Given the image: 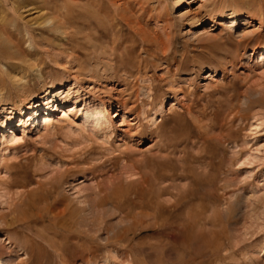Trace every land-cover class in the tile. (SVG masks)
I'll return each mask as SVG.
<instances>
[{
  "label": "rangeland",
  "instance_id": "374dc122",
  "mask_svg": "<svg viewBox=\"0 0 264 264\" xmlns=\"http://www.w3.org/2000/svg\"><path fill=\"white\" fill-rule=\"evenodd\" d=\"M49 16L63 18V27L47 26ZM87 32L102 33L105 51L95 56L88 41L79 44L83 71L75 81L72 54L64 47ZM261 48L264 0H0V109H10L16 126L29 129L7 130L0 138V227L8 223L0 231L2 246L12 248L6 236L44 243L39 264H264ZM117 54L121 66L114 64ZM101 60L113 67L106 72L111 78L86 81ZM11 64L26 73L23 86L9 79ZM53 84L63 85L59 97L67 104L80 88L81 105L56 106L46 92ZM37 97L38 117L18 122ZM152 97L156 104L141 111ZM108 98L137 108L122 117L117 106V115L110 111L109 121H102L112 125L104 131L83 114ZM54 106L52 123L38 131L46 108ZM153 116L157 122L148 125ZM7 120L0 115L1 126ZM66 169L72 173L60 178ZM110 182L128 191L79 212L77 220L62 217L70 206L88 207L98 185ZM108 187L100 194L113 197L119 187ZM48 194L64 201L58 220L77 246L62 251L65 256L45 241L64 236L41 219L49 213ZM190 208H202L199 218L187 216ZM160 218L164 230L153 226ZM13 257L16 263L24 254Z\"/></svg>",
  "mask_w": 264,
  "mask_h": 264
},
{
  "label": "bare ground",
  "instance_id": "6f19581e",
  "mask_svg": "<svg viewBox=\"0 0 264 264\" xmlns=\"http://www.w3.org/2000/svg\"><path fill=\"white\" fill-rule=\"evenodd\" d=\"M184 1H187V0H184ZM177 4V3H176ZM221 17V16H220ZM57 18V17H56ZM56 18H52L51 16H49L48 20L46 21V25H51V29H61L63 26L61 25V23H63L62 21H64L63 18L61 19H56ZM235 19V17H232L231 20ZM237 19V18H236ZM239 19V17H238ZM86 23V21H85ZM94 26L98 27V25L100 24V22L98 21H94L92 22ZM83 24V23H82ZM75 25V24H74ZM78 25V24H76ZM88 25V23H87ZM91 25L92 24H89L88 27H86L87 29H91ZM86 26V25H85ZM79 27L78 26H74V30H77ZM73 30V31H74ZM81 31V29L79 30ZM102 33H94V32H87V33H84L80 38H76L75 40H67V47H64V48H67L69 50V52L72 54V57H71V64H75V66H72L70 68V70L74 73L73 77H74V80L77 81L79 79V75L82 73L83 71V68L82 66L78 63V60L80 57H78L76 54H77V50H76V47L80 44H84V42H87L89 43V49L91 50L92 54L97 56L98 54H100L101 52H104L105 51V47H103V43L100 41L99 39V36L101 35ZM102 36V35H101ZM95 38V41H93V39ZM120 44V43H119ZM121 46V45H120ZM119 46V47H120ZM83 48V47H82ZM117 48V45H111L108 47V50L111 52L110 54H115V49ZM118 51L120 52V50L118 49ZM254 51V49H253ZM258 56L260 59L264 60V48H261L258 50ZM122 54H127L128 56V52L125 51V50H122L121 51ZM118 53V52H117ZM70 54V55H71ZM118 55V54H117ZM85 56V55H84ZM121 55H118V57L115 56V58L113 59L114 61V64H116V62H119L121 64L124 63V59L122 57H120ZM112 62V61H111ZM103 63V64H101ZM104 63H106L105 61L101 60L99 63H97V67H95L96 65L92 66L89 71L87 72V77H86V81L88 82H97V81H100V80H108L109 78H111V75L110 76H107L106 72L108 70H111V67H107L104 65ZM101 64V69H98V66ZM12 65V68H13V71L14 73L11 74L9 76V79L11 80L12 84L15 86V87H20V86H23L25 83L23 82V79L25 78L26 76V73L24 72L23 69H21V67L17 64H11ZM35 64L34 63H30V66H34ZM120 65V64H118ZM117 65V66H118ZM121 66V65H120ZM113 68V67H112ZM101 70V71H100ZM114 70V69H113ZM122 72H125V71H122ZM116 74V73H115ZM9 75V74H8ZM113 76V74H112ZM57 84H53L51 85V87L49 89H46L47 91V94H49V97H50V101L52 100V102H54V104L59 105V104H62L61 106L63 107H67V106H71L73 108H76V107H79L81 105V102H80V97L77 96L80 92V88H76L75 89V98L70 101V103L67 104V102L65 101H61L62 98L59 97V93H60V90L63 88V85H59V86H56ZM126 91V89H125ZM124 90L122 91H119V93H123ZM129 95V94H128ZM131 95V94H130ZM42 97H37L35 99H33V101H31L28 106V112H27V115L22 117L23 115V111L20 112V119H18V122L19 121H24L25 124L28 123L29 120H34L38 117V112L40 111V105L38 103L39 99H41ZM116 100H118L116 98ZM126 100V99H125ZM49 101V99H48ZM47 102L48 103H50ZM69 102V101H68ZM126 102L127 101H123L121 103V105H115L111 98H108L107 100H100L98 101V106L97 107H94L93 108V111L90 112V113H84L83 115L87 118V119H90L94 122H96L97 126H102V129H104V131H111L112 129V125L111 124H107V123H104L102 122L103 120H107L109 121V117L112 116V114L115 116L117 115V106L119 109L122 110V117H125V115L127 113H130L132 112L134 109L137 108L136 105L132 106L130 109H126ZM165 102V99L162 100L161 104L159 105V109H161V106H163V103ZM59 103V104H58ZM117 103H119L117 101ZM156 104V99L154 97H152L150 100H144L141 105H140V108H141V111L145 112V109L144 107H149V106H154ZM85 105H86V102H85ZM56 106L53 107H47L46 108V113L43 117V121L42 123H39L38 124V131L41 129V125H45V126H49L52 121H53V113L56 111ZM110 107V109H114V110H109L107 109V107ZM62 107V110H61V113L63 115H65V110L63 109ZM115 107V108H114ZM158 108H156L154 110V113L155 114H158V113H162V110L160 111ZM111 111V113H110ZM9 115V120L7 121H4V124L6 126H1L0 125V130H4L6 131L5 134L4 133H1L0 134V138H6V136H8L9 133H7V130H11L10 134H13L12 131L13 129L15 128H18V132H21V134H28L29 132V129L28 131L21 127V126H16L17 124V121L13 120V114H12V111H10V109H7L5 107H1L0 109V115ZM12 114V115H11ZM133 115V114H132ZM136 116V118L138 117V115H134ZM25 117H27V120L25 121ZM135 121V120H133ZM139 121H140V118H139ZM157 122V119L153 116L151 117L150 119L148 118V125H152V124H155ZM135 124V123H134ZM16 126V127H15ZM101 132V131H100ZM168 139V138H167ZM166 145V144H165ZM75 171V170H73ZM61 173V172H60ZM72 173V170L70 169H66L65 171H63L61 174H58L60 176V178L66 174H70ZM57 175V176H58ZM55 178V177H54ZM59 178V177H58ZM144 179V178H143ZM143 182V185H145V183L147 184L148 183V180H143L141 181V183ZM111 183V182H110ZM100 185V184H99ZM98 185V192H96V196L91 200V203L89 201V205L88 207H75V208H67L66 210V213L62 216L64 217L65 219L67 220H71V221H74V220H77L79 219L80 215L78 216V213L79 212H84L85 210H88V211H92V209L94 208H100L102 207L103 205L105 204H108V202H110L111 200L115 199V197H118V194L119 193H123L125 191H128L126 190L125 188L122 189L123 187H119V185L117 184H114L113 182L111 183V186L112 187H119L117 188V190L114 192V196L111 197V196H108V194L110 193H106L104 195H101V191H106L107 187L105 188H100ZM110 186V187H111ZM104 187V186H103ZM108 187V188H110ZM47 188V187H46ZM142 188V187H141ZM112 189V188H110ZM109 189V190H110ZM115 189V188H114ZM35 191V190H34ZM48 191V190H47ZM138 191V190H137ZM142 191V189H141ZM140 191V192H141ZM146 191V190H145ZM30 192V191H29ZM33 192V191H32ZM46 192V191H45ZM49 192V191H48ZM47 192V193H48ZM132 192V191H131ZM130 192V193H131ZM41 193V192H40ZM129 193V192H128ZM133 193V192H132ZM36 194V193H34ZM138 194V193H137ZM55 195V194H54ZM129 195V194H128ZM127 195V196H128ZM30 196V195H29ZM89 196V195H88ZM88 196H86L85 198L87 199ZM121 196V195H120ZM140 196V194H138V197ZM32 198L29 197V201L28 202V207L31 208L34 203H33V197L34 196H31ZM58 197V196H57ZM57 197L53 196V200L51 199V195L49 196L46 195L44 197V202H45V210L48 211V216L47 215H43L41 217L42 220H48L50 221L51 223L55 224L57 226V230L58 231V234H64V236L62 237H58L56 239H45V241L47 242V246L51 249L50 251L54 254H57L58 256H60L61 253H63L62 251H65L66 253H69L72 251H75V247H77L75 244H73V242H70L68 239H67V233L70 232L68 229H67V226L66 224H64L60 218V221L58 220V216H59V212H57V208L59 207V205L61 204V200L62 199H58ZM43 198V196H42ZM60 198V197H59ZM124 198V195L123 197ZM36 199V198H35ZM64 199V198H63ZM130 199V198H129ZM49 200H52V201H49ZM119 200V199H118ZM37 201V200H36ZM35 201V203H36ZM63 201V200H62ZM114 201V200H113ZM135 201V199H134ZM64 202V201H63ZM70 204V203H69ZM116 204V203H115ZM117 205V204H116ZM136 205V204H135ZM68 207V206H67ZM34 209V208H33ZM52 209V210H51ZM66 209V208H65ZM44 210V209H43ZM155 210V209H154ZM64 211V210H63ZM159 211V209H158ZM187 213V216L194 219L195 216H197L199 218L200 214L202 213V208H190L189 210L186 211ZM41 213V212H40ZM156 215L158 214L157 211L154 212ZM37 214V213H35ZM44 214V213H43ZM141 214H145L143 213V211L141 212ZM162 214V213H161ZM146 215V214H145ZM155 215V216H156ZM82 216V215H81ZM162 216V215H160ZM158 217V216H157ZM63 218V219H64ZM15 219V218H14ZM82 219V217H81ZM189 219V218H187ZM27 221V220H26ZM79 221V220H78ZM77 221V223H78ZM47 222V221H46ZM197 222V221H196ZM14 223V222H13ZM74 223V222H73ZM165 219L163 220L162 218L158 219L155 223H153V226L157 227V228H161L162 227V230H164V225H165ZM8 223L5 222L4 225H7ZM2 226L0 227V231H4L5 230V226ZM79 225V223H78ZM152 223L151 224H147L146 226H150L151 227ZM8 226V225H7ZM135 226V225H134ZM140 227V226H139ZM28 229V227H27ZM125 230V229H124ZM126 230H129V228H127ZM132 230V229H131ZM215 233V232H214ZM6 234V233H5ZM57 234V233H56ZM119 234V233H118ZM120 235V234H119ZM40 236V235H39ZM58 236V235H57ZM69 237V236H68ZM207 237V236H206ZM30 238V237H29ZM43 238V236H42ZM71 238V237H70ZM80 239V238H79ZM5 240H7V244L9 245V247H12V248H7L5 249L4 246H2V244L0 243V264H39V256L41 254V251L43 249V244H40L38 241H35V240H31V239H25L24 241L23 240H20L18 239L17 237H13V236H6L5 237ZM38 240H39V237H38ZM71 240V239H70ZM78 240V239H77ZM106 240V239H105ZM41 241V239H40ZM79 241V240H78ZM108 241V240H107ZM76 242V241H75ZM191 243L187 244V245H190ZM46 245V244H44ZM81 246V245H79ZM48 248V250H49ZM45 249V248H44ZM43 249V250H44ZM87 249V248H84V250ZM149 249H153V246H151ZM78 251V250H76ZM81 251V250H80ZM207 251V250H206ZM86 252V250H85ZM19 254H24V257H22L21 259H18V261L16 263H14L15 259L13 257V255L17 256ZM81 254L82 251H81ZM64 255V253H63ZM65 256V255H64ZM63 256V257H64ZM70 256V255H69ZM84 256V255H83ZM41 257V256H40ZM88 259V258H87ZM67 260V259H66ZM64 261V260H63ZM42 264V263H41ZM64 264V263H63Z\"/></svg>",
  "mask_w": 264,
  "mask_h": 264
}]
</instances>
